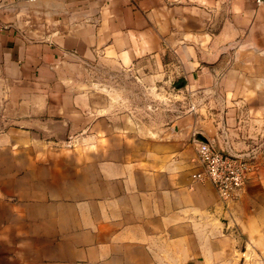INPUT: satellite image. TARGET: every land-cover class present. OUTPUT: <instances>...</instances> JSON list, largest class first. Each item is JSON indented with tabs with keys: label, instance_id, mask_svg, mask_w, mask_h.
I'll list each match as a JSON object with an SVG mask.
<instances>
[{
	"label": "rangeland",
	"instance_id": "374dc122",
	"mask_svg": "<svg viewBox=\"0 0 264 264\" xmlns=\"http://www.w3.org/2000/svg\"><path fill=\"white\" fill-rule=\"evenodd\" d=\"M143 3L142 15L135 4V27L142 29L132 35L139 43L130 35L124 46H134L131 63L99 46L87 63L60 65L73 75L70 88L86 91L80 107L77 95L68 98L69 119L49 111L54 103L65 108V95L29 96L21 88L11 95L0 85V208L25 226L18 238L0 240V264H109L103 255L111 252L104 249L110 241L96 238L94 230L97 167L111 152L135 154L142 140L159 142L186 116L199 118L203 128L215 118L234 133L231 142L252 151L248 176L257 170L264 175V0ZM113 37L104 44L120 51ZM142 37L149 46L139 56ZM45 86L46 92L53 84ZM207 88L224 93L208 94ZM125 113L132 120L128 144L120 138ZM232 230L231 264H264L249 234Z\"/></svg>",
	"mask_w": 264,
	"mask_h": 264
},
{
	"label": "crops",
	"instance_id": "0c3cea01",
	"mask_svg": "<svg viewBox=\"0 0 264 264\" xmlns=\"http://www.w3.org/2000/svg\"><path fill=\"white\" fill-rule=\"evenodd\" d=\"M135 4L142 15L143 0H0V85L11 95L20 88L29 96L47 91L54 99L65 95V108L54 103L49 111H63L69 119L68 98L77 95L80 107L82 102L85 105L86 91L70 88L73 75L61 71L60 65L87 63L90 55L94 57L92 48L99 46L106 47L107 55L131 63L134 46H124L134 31L142 29L135 27L139 23L134 19ZM110 36L120 42V51L104 44ZM132 42L139 43L135 38ZM140 42L139 56L149 46L144 37ZM191 51L186 49V55ZM62 81L65 87L59 85ZM50 83L53 86L43 91ZM206 92L224 90L207 88ZM124 118L120 138L128 144L131 119L127 113ZM199 122L186 116L163 131L159 142L151 145L142 140L135 154L111 152L109 162L97 167L94 230L96 238L110 241L104 249L111 252L103 255L109 264H231L236 249L234 226L249 234L253 249L264 255V175L253 171L239 197L228 202L221 200L210 182L193 179L202 171L196 155L202 142L218 143L224 153L252 155L244 142H231L234 133L224 132L215 118L204 128ZM23 228L22 219L8 218L0 208V240L18 238Z\"/></svg>",
	"mask_w": 264,
	"mask_h": 264
},
{
	"label": "built area",
	"instance_id": "2783aa9c",
	"mask_svg": "<svg viewBox=\"0 0 264 264\" xmlns=\"http://www.w3.org/2000/svg\"><path fill=\"white\" fill-rule=\"evenodd\" d=\"M196 155L202 171L193 179L210 182L224 202L236 200L245 185L250 158L224 153L208 142L197 146Z\"/></svg>",
	"mask_w": 264,
	"mask_h": 264
}]
</instances>
